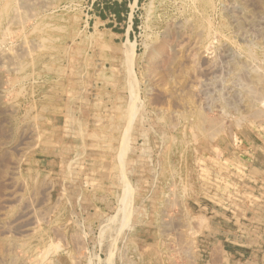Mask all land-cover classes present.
Instances as JSON below:
<instances>
[{"label":"rangeland","instance_id":"obj_1","mask_svg":"<svg viewBox=\"0 0 264 264\" xmlns=\"http://www.w3.org/2000/svg\"><path fill=\"white\" fill-rule=\"evenodd\" d=\"M182 1L0 0V264H264V0Z\"/></svg>","mask_w":264,"mask_h":264},{"label":"crops","instance_id":"obj_2","mask_svg":"<svg viewBox=\"0 0 264 264\" xmlns=\"http://www.w3.org/2000/svg\"><path fill=\"white\" fill-rule=\"evenodd\" d=\"M107 116H108V115H107ZM107 120H108V118L106 119V122H107ZM250 242H251V241H250ZM251 245L254 246V245L252 244V242H251ZM256 249L260 250L259 248H257V247L254 246L253 249H252V252H253L254 254H255ZM231 250H237V249L233 246ZM240 250H241V251H244L243 248H241ZM255 255H256V254H255ZM257 257H258V255H257ZM245 258H247V257H245ZM247 263H248V264H254V261H253V262H251V261L249 262V260H247Z\"/></svg>","mask_w":264,"mask_h":264},{"label":"trees","instance_id":"obj_3","mask_svg":"<svg viewBox=\"0 0 264 264\" xmlns=\"http://www.w3.org/2000/svg\"><path fill=\"white\" fill-rule=\"evenodd\" d=\"M121 8L124 12H126V8H124V6H122ZM112 10L117 19L120 20V17H118L119 11H116L115 8H113Z\"/></svg>","mask_w":264,"mask_h":264},{"label":"bare ground","instance_id":"obj_4","mask_svg":"<svg viewBox=\"0 0 264 264\" xmlns=\"http://www.w3.org/2000/svg\"><path fill=\"white\" fill-rule=\"evenodd\" d=\"M182 1V0H181ZM187 1V0H186ZM184 1H182V3H183ZM183 4H185V3H183ZM232 5V4H231ZM234 5V4H233ZM251 21V20H250ZM77 32V31H76ZM211 32V31H210ZM212 35V34H211ZM206 37V36H205ZM46 39V38H45ZM126 42L127 43H129L130 41H128V40H126ZM228 51V50H227ZM254 52V51H253ZM256 54H258V53H256ZM261 54V53H260ZM261 55H263V54H261ZM255 56V55H254ZM262 57V56H261ZM264 61V60H263ZM248 62V61H247ZM121 147V146H120ZM122 148V147H121ZM125 197V196H124Z\"/></svg>","mask_w":264,"mask_h":264}]
</instances>
